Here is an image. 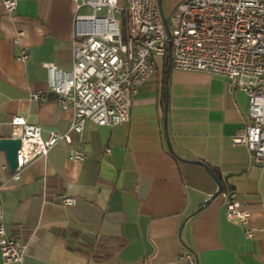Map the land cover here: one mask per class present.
<instances>
[{
  "label": "crops",
  "instance_id": "obj_1",
  "mask_svg": "<svg viewBox=\"0 0 264 264\" xmlns=\"http://www.w3.org/2000/svg\"><path fill=\"white\" fill-rule=\"evenodd\" d=\"M182 1L160 0L164 14ZM77 13L73 0H18L14 13L0 0V139L13 136L14 115L40 125L44 138L51 131L72 138L22 169L20 180L0 149V211L11 235L28 242L23 264H191L185 251L194 264H264V166L232 142L251 120L248 95L219 75L166 69L163 59L130 121L88 120L72 131L73 105L48 87L51 75L70 77ZM24 49L28 61L19 58ZM73 148L87 158L72 160ZM194 160L236 189L252 213L253 237L227 217L222 196L213 197L217 181ZM58 194L76 204L56 203ZM0 264L13 263L0 254Z\"/></svg>",
  "mask_w": 264,
  "mask_h": 264
},
{
  "label": "built area",
  "instance_id": "obj_2",
  "mask_svg": "<svg viewBox=\"0 0 264 264\" xmlns=\"http://www.w3.org/2000/svg\"><path fill=\"white\" fill-rule=\"evenodd\" d=\"M8 13H14L18 0H2ZM76 14L74 66L69 78L56 81L51 75L48 92L59 94V102L73 105L72 131L81 133L88 120L100 126L125 123L132 118L134 99L151 78L159 60L168 53L172 66L204 71L227 78L233 90L249 97L250 122L234 133L232 142L245 145L254 164L264 166V0H184L166 16L159 0H73ZM84 7L90 13H82ZM168 25V27H167ZM19 36L22 35L20 31ZM30 59L27 50L19 57ZM48 69L53 64L45 63ZM41 100L45 93L34 92ZM13 137L21 139L18 164L13 178L35 159L47 155L61 140L72 142L68 133L51 131L44 138L40 125L23 115L11 121ZM111 148L106 149L110 153ZM70 158L84 161L85 151L70 150ZM7 166V165H6ZM227 217L250 227L251 211L228 187L220 193ZM64 206L76 204L67 194L54 197ZM28 242L11 235L0 211V254L5 263L23 264ZM195 263V255L182 256Z\"/></svg>",
  "mask_w": 264,
  "mask_h": 264
},
{
  "label": "water",
  "instance_id": "obj_3",
  "mask_svg": "<svg viewBox=\"0 0 264 264\" xmlns=\"http://www.w3.org/2000/svg\"><path fill=\"white\" fill-rule=\"evenodd\" d=\"M165 126H167V116L165 117ZM21 142L22 141L20 138L13 136L0 139V149L5 151L8 163L10 167L13 169H15L18 164L17 156H18V150L21 146ZM194 162L206 165L204 162L200 160H194ZM206 167L208 168L210 174L213 176V178L217 181L219 185V190L213 197L218 196L224 189L222 180L209 166L206 165Z\"/></svg>",
  "mask_w": 264,
  "mask_h": 264
},
{
  "label": "trees",
  "instance_id": "obj_4",
  "mask_svg": "<svg viewBox=\"0 0 264 264\" xmlns=\"http://www.w3.org/2000/svg\"><path fill=\"white\" fill-rule=\"evenodd\" d=\"M172 66V63H171V58H170V55H169V53H168V56L166 57V59H165V68L166 69H169V67H171ZM215 172V171H214Z\"/></svg>",
  "mask_w": 264,
  "mask_h": 264
}]
</instances>
